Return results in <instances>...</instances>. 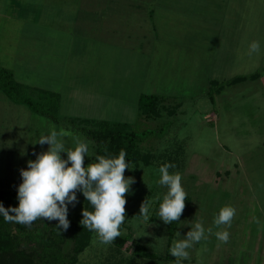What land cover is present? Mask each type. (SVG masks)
I'll use <instances>...</instances> for the list:
<instances>
[{"label":"rangeland","instance_id":"obj_1","mask_svg":"<svg viewBox=\"0 0 264 264\" xmlns=\"http://www.w3.org/2000/svg\"><path fill=\"white\" fill-rule=\"evenodd\" d=\"M174 1L39 0L22 19L0 16V67L25 86L59 95L54 121L0 90V190H18L21 169L48 150L37 142L53 128L64 131L66 148L88 143L85 167L95 162L98 147L71 119L127 123L141 136L140 156L127 161L124 174L135 183L125 196L120 237L105 245L81 226L84 208L93 209L77 192L79 202L68 205L70 227L61 234L59 221L37 219L27 227L30 241L11 246L3 242V226L15 232L21 225L1 223V215L0 264H175L172 241L186 238L196 222L212 234L188 249L181 264H264V149L239 122L262 92L257 83L228 86L234 76L264 72V0H255L263 18L258 30L226 29L219 13L224 0ZM2 9L0 3V15ZM252 41L261 51L250 57ZM213 80L220 90H210ZM141 95L163 99L160 114L141 117ZM165 163L176 165L169 172L181 173L186 191L185 210L172 224L157 216L167 193L157 183ZM146 199L148 220L139 217ZM226 205L236 214L225 229L229 242L217 247L214 216ZM136 246L155 258L134 256Z\"/></svg>","mask_w":264,"mask_h":264},{"label":"clouds","instance_id":"obj_2","mask_svg":"<svg viewBox=\"0 0 264 264\" xmlns=\"http://www.w3.org/2000/svg\"><path fill=\"white\" fill-rule=\"evenodd\" d=\"M260 51V42L252 41L247 55H259ZM64 136L63 130L53 128L49 135L39 138V145L48 144L50 147L37 155L35 161H28L27 170L21 169L23 182L18 188L19 206L6 209L0 203V215L5 222L26 227H31L37 219L59 221L58 231L61 228L67 231L70 227L68 205L75 206L79 202L77 192H82L93 211L84 208L81 226L95 233L100 243L111 244L121 235L120 227L126 220L125 196L135 183L134 178L124 175L125 170L131 168V164L126 162L127 153L121 149L118 156L97 155L95 162L85 167L88 143L76 140L73 148H66ZM62 153L67 154V159L62 158ZM175 167V164L165 163L158 169L157 183L166 187L167 193L159 204L157 216L165 224L178 222L185 210L186 191L181 185L182 175L169 172ZM149 208L150 201L146 199L139 217L148 220ZM235 214V207L226 205L214 216V226L220 229L214 233L219 242L217 247L229 242L230 233L225 229L231 227ZM191 229L186 238L172 241L170 254L175 258V264L190 258L188 249L207 239L206 232L212 234V229L206 230L202 222H196ZM177 235L180 236L179 233Z\"/></svg>","mask_w":264,"mask_h":264},{"label":"trees","instance_id":"obj_3","mask_svg":"<svg viewBox=\"0 0 264 264\" xmlns=\"http://www.w3.org/2000/svg\"><path fill=\"white\" fill-rule=\"evenodd\" d=\"M243 80H245V77H237L232 79L228 84ZM210 85V90L213 86H218L219 89L217 88L216 90H220V85L215 81H211ZM0 90L10 102L24 105L30 112L56 121V117H53V115L59 104L58 94L49 90L25 86L14 80L13 74L10 70L2 67H0ZM163 103L164 100L158 96L141 95L138 99L137 106L141 117L153 118L160 114L159 105L162 106ZM70 123L76 125V128L82 131L85 137L95 142L99 150V155L112 156V154H116V156H118L119 151L123 149L127 153L126 162L137 159L140 156L138 141L141 136L132 131L130 125L127 123L114 124L109 121H89L85 119H71ZM0 203H2L6 209L18 207V190L12 193L0 190ZM3 222L4 220H1V223ZM28 230L26 226L21 225L17 226L15 232H10V230L5 229L3 226V242L5 244L8 243L11 246L15 244L17 246L25 241H30ZM25 248L26 247H22L23 250H25ZM133 255L150 259L155 258L153 253L147 252L144 247L141 246L135 247Z\"/></svg>","mask_w":264,"mask_h":264},{"label":"crops","instance_id":"obj_4","mask_svg":"<svg viewBox=\"0 0 264 264\" xmlns=\"http://www.w3.org/2000/svg\"><path fill=\"white\" fill-rule=\"evenodd\" d=\"M38 1L39 0H37V2L34 0H1L0 3L3 5V9H2V14L0 16L9 17L10 20L11 19L16 20L19 18L22 19L20 15H23L25 13L31 14L32 6L35 7V5H41V3H39ZM161 1L163 0H157L158 4H160ZM142 3L144 4V1ZM174 3H177V0L174 1ZM257 6L258 8L256 7L255 0H252L249 6L245 5V0H239L237 4H234L233 0H224L223 4L219 9V13L222 15V20H226L227 22L226 29L228 28L232 30H245V29L258 30L261 29V27H263L262 24L263 18L262 17L260 18L259 5ZM255 10H257L256 15H259L257 17L254 16ZM231 11H233L234 13L232 15L233 18H229L228 16L229 12ZM247 14H252V15L248 16ZM112 29L114 30L115 27ZM220 29H222V27ZM227 54H228L227 50L224 52L222 51L221 53L222 58H225ZM237 77H245V80L241 81V83L236 82L233 84H229L228 86H236L237 84H243L249 82L250 84L257 83L258 88L262 90V91L258 90L262 92L258 98L256 95H254L255 98L254 101L252 100L251 102L249 115H244V117L242 118L243 120H240L239 122L240 125L244 123V126L248 127V130L245 134L251 135L257 140H259V142L261 143V147L264 149V72L261 73V71L257 72L256 70V71H252L249 75L245 74V75L234 76L233 79ZM1 119H3V115L1 116ZM103 121H107V120H103Z\"/></svg>","mask_w":264,"mask_h":264}]
</instances>
